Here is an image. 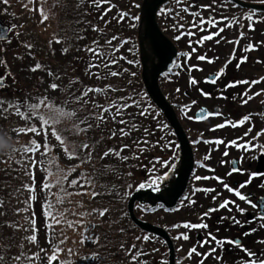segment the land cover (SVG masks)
Masks as SVG:
<instances>
[{
	"label": "rangeland",
	"instance_id": "374dc122",
	"mask_svg": "<svg viewBox=\"0 0 264 264\" xmlns=\"http://www.w3.org/2000/svg\"><path fill=\"white\" fill-rule=\"evenodd\" d=\"M22 1L24 0H8V3L5 4L4 0H0V20L5 23L9 21L12 24L11 39L4 46L8 59L7 72L4 71L3 67L0 70V77H5L7 82L6 87L0 88V99L6 101H11V99L7 98L10 94V89L15 88V86L18 89L27 87L32 82H35L37 75H46L44 71H36V73L30 71V68L37 63L35 54L38 49L34 41H38L39 38L52 40L58 23L57 19L60 18V14H56L54 10L56 0H54V6L48 0H25L27 4L20 7L18 3ZM109 2H114L115 4L112 5L113 7H111L110 11L104 13L100 11L99 16H103V19L101 17L98 18L100 27H112L117 24L123 26L121 28L124 31H126L125 27L131 29L130 25L133 23L131 17L138 12L135 4H138L139 0H110ZM225 4H227L225 0H192L177 4L174 7L165 8L171 9V11L165 12L160 16L162 26L171 37H175L178 33H182V30L187 29L179 41L180 47L185 53V56H182L181 59V67L177 70V74L170 75L163 80L162 86L168 97L177 105L178 112L187 131L191 133L192 138L196 139L197 137H206L207 139L221 137L219 139L227 142L233 137H256L258 132L253 130L257 129V127L250 129L251 125L249 126V122L251 120L255 122L258 128L261 127L260 132L264 130V81L259 84L249 83L245 85L241 83V81L259 80L264 77V16L252 15V19L249 20L245 14ZM209 5L211 7H208ZM186 6H191L189 7V12L182 11V8ZM14 7H17L19 13ZM41 7L48 14V19L43 23L40 22L39 9ZM193 11L198 12L199 16L192 17L190 13ZM122 12H127L129 15L120 20L119 16ZM200 18L205 21L212 18L217 23L215 25L208 23L201 25L199 23ZM233 18L238 20L239 23H233L232 26L226 27ZM178 22L184 25L183 28L179 27V30L173 27ZM193 22L198 27H192ZM219 28H224V31L214 35L212 40L202 39L203 36L209 35L214 31L218 32ZM187 32L192 34L188 35ZM36 35L38 36L36 37ZM34 37L36 38L34 39ZM55 41L56 39H54L53 44L56 45L52 46L55 51V58L61 60L63 52L60 49V43ZM217 41L219 42L217 43ZM26 44H31L32 48L28 49L25 47ZM249 45H252V47L249 48ZM129 49L132 50L133 48L125 45L122 50H116L115 54L122 56V59L120 58L119 60L124 66L135 71V67L132 68L131 66L133 64L127 62L134 58L133 51L129 52ZM199 56H204L205 59H198ZM242 57L247 59L242 62ZM228 61H230L229 64H227ZM237 64H239V67H237ZM52 65L54 64L50 63L51 68ZM221 69H223V72L217 83H209L207 76L218 70L221 71ZM54 70H56V67H54ZM92 71L96 72L98 70L93 68ZM135 77L137 78V76ZM192 79H195L197 83L192 84ZM233 79L238 81L235 88L229 86ZM52 81V77L47 75L43 84L41 82V85L47 88V96L57 94L59 91V89L54 91L49 88ZM91 81L92 84L94 82L97 85L99 84L98 87H101V81L93 76H91ZM238 92H240L239 96H237ZM204 93H208V95H204ZM257 93L259 94L257 95ZM108 94V97L112 98L114 96L113 91H109ZM90 95L101 99L102 93H91ZM20 98H25V96L20 95L13 102ZM192 101H196V103L193 104ZM143 104L146 106V101ZM202 105L209 108L222 107V113H232L231 121L225 120L223 116H210L204 121L197 120L195 111ZM128 109L136 110L135 107ZM149 112L150 115L141 116L142 120L155 122L156 125L159 124L160 116L153 117L154 113L156 114V110H149ZM244 113H252L250 121H247L242 126H240L241 123L235 125L234 120H237ZM111 115V113H106L105 120L109 129L117 132V136L112 139L113 141H122L123 138L119 135V130L116 127L123 126L118 121L121 118L124 119V117L118 116L114 122L111 119ZM189 116L193 117V119H188ZM5 123L7 125L12 123V125L9 126L10 128L8 127L9 134H7V139L3 142L6 145V150L0 151V245H2L0 246V251L13 252V254L7 263L4 264H46V255H50L55 247L61 249L58 253L59 259L67 261V264H100L101 257L96 249L100 241L98 229L100 228L99 224L103 226V229H109L107 215L96 219L95 212H92L95 207L88 203L93 197L88 194L79 196L81 197L79 199L78 196L68 198L64 196L59 186L55 184H53L51 189H44L42 186L46 179H52L47 177V173L44 171L45 168L55 172V165H59V167L67 170L78 164L79 161H69L63 154L59 143L50 135L48 139L51 151L49 153L44 154L42 147L37 153H24L22 150L23 146L30 143L32 139H36L38 143H41V138L31 133H19L18 129L24 126V121L15 115H9L7 119L0 116V136L6 133L4 131ZM131 123L128 122L127 124ZM64 124L61 123L57 126L61 134L66 130ZM219 124H225V126L219 128L217 127ZM232 125L235 126L233 127ZM37 127H39V124H37ZM13 129H16V131H13ZM158 131H155L156 135L151 137L153 140L158 141L163 136L164 140L160 142L161 144H166L173 138L171 133H167V128L164 132H160V135ZM68 132L66 131L65 135ZM258 140L261 141L263 146L264 135H260ZM156 147L158 148V144H156ZM166 150H168V147L162 148L159 145L157 151L160 154ZM217 150L218 146L213 145L212 149H207L204 154L208 157L210 155L215 156ZM197 151L199 157H201L200 160L206 161L203 153L199 149ZM237 151H232V154L237 153ZM7 153H11V156ZM31 159L36 161L43 159L45 163L43 165L37 163L33 167L30 164ZM49 161H53L54 164H50ZM153 163L155 165L153 168L154 172H162L167 167L156 161ZM209 164L212 165L211 163ZM81 171H87L85 166L78 168L77 172L72 173L70 178H76ZM203 171V177H208V179L197 180L193 183V186L212 189L213 187L210 184L212 172L204 169ZM65 187H67L66 183ZM88 191L90 192V189ZM6 192L8 199L6 198L5 200L2 197L6 195ZM211 192H197L193 199L192 197L190 198L195 201V204L189 205L185 201L184 206H181L178 211L168 213L163 210H157L149 214H146L145 211H138L137 213L141 217L158 224L189 220L198 215L205 219L208 215L203 216V213L206 212L208 205H210L206 198L211 195ZM81 204L84 207H81ZM49 205H51L50 209ZM49 210L53 216L60 220L59 224L55 223L47 215ZM82 211L89 212L91 215L82 217L79 215ZM100 219L102 222H99ZM65 221H83V223L74 224V226L70 227ZM92 225H95V227H92ZM177 225H179L178 222ZM183 225L182 227H172L171 230L176 239L179 264H237L232 259L234 256L227 257L221 253L220 249L217 248L218 243L212 240L211 235H202L201 241H198L197 235H191L195 231L194 228H184ZM180 233L188 235L189 239H177ZM194 233H197V231ZM32 235L37 237L36 242H30L29 238ZM82 235L94 236L99 239L96 243L89 240L81 244L79 241ZM149 238L148 241L141 239L142 247L138 246L137 250L132 249L130 253L126 254V264H150L149 261H146V258L154 256L155 249L157 247L161 248L162 242L151 236ZM49 240H51V243H49ZM261 247L264 248V243H262ZM193 248L196 249V252L189 256V252ZM41 249L44 251H41ZM69 249L71 254H69ZM136 251H140L142 254L136 261H132L131 255ZM147 253H149V256L146 255ZM17 255L21 257L19 261L14 259ZM37 255L39 259L36 258ZM235 259L238 258L235 257ZM156 263L166 264V261L164 259H156ZM54 264H57V262H54Z\"/></svg>",
	"mask_w": 264,
	"mask_h": 264
},
{
	"label": "snow or ice",
	"instance_id": "6c2138e0",
	"mask_svg": "<svg viewBox=\"0 0 264 264\" xmlns=\"http://www.w3.org/2000/svg\"><path fill=\"white\" fill-rule=\"evenodd\" d=\"M88 2L94 6L97 10L103 11L101 8V5L106 3L107 0H88ZM264 2V0H262ZM4 3L7 4L8 0H4ZM85 3V0H80L79 5L77 7L83 6ZM176 4H181L182 0H175ZM111 7L109 6V11L111 10ZM135 7L139 8V4H135ZM189 7L191 6H186L182 8L183 12H189ZM208 7H211L209 5ZM171 11V9H165L161 8L160 13L163 14L165 12ZM39 14L41 16V23H43L45 20L48 19V14L45 13L43 7L39 9ZM129 14L127 12H122L119 16L120 20H123L125 17H127ZM190 15L192 17H198L199 13L198 12H191ZM252 13L247 14V18L249 20L252 19ZM101 19H103V16H101ZM131 19L133 20H139L140 17L138 16H132ZM199 23L201 25L208 23V24H213L215 25L217 22L209 18L207 21H205L203 18H200ZM233 23H239L238 20L233 18L232 21H229L228 25L226 27L232 26ZM131 27H136L135 24L130 25ZM192 27H198V25L193 22ZM173 27H176V25H173ZM180 28H183L184 25L181 24L179 25ZM92 31L94 32H100L102 31L100 28H98L96 25H92ZM224 28H219L218 32H212L209 35H205L202 37L203 40H212L214 35H218L219 32H223ZM192 33H188V35H191ZM19 35V33H17ZM241 35H243L241 33ZM77 40H82L84 39L83 36L77 34ZM176 40L180 39V35H177L174 37ZM6 37L0 35V41L5 40ZM117 40V36L113 35L111 36L110 39H105L104 45H107L109 47H104V45H101L98 40H93L91 42V46H84L83 49H78V51H84L86 53L91 54V59L87 65L86 69V75H91L97 80H102V79H107L109 76H117L119 75L118 72L111 71L110 65L116 64L117 61L113 58L112 52L116 51V47L113 45V41ZM56 43H60L61 40L58 38ZM219 41H217L218 43ZM230 42V41H229ZM49 43H52L51 41ZM25 47L28 49L32 48L31 44H26ZM252 45H249V48H251ZM68 48L65 47L62 49L63 53L68 52ZM248 50V49H246ZM131 51V49H129ZM184 55V54H182ZM198 59H205L204 56H199ZM246 57H242L241 60L242 62L246 60ZM129 64L136 63L134 60H128L127 61ZM211 62V61H209ZM6 63V62H4ZM237 67H239V64H237ZM43 65L37 62L32 68H30V71L35 72L36 70L42 69ZM97 69L98 71L93 72L91 69ZM47 75L50 77H54L56 80H59L60 77L56 74H54L51 69H46ZM124 71H127V69H124ZM223 72V69H221V73ZM132 76H135V72L131 73ZM164 75H167L165 73ZM3 77H0V87L4 86L3 83ZM261 81H264V77H261L259 80H251V81H241V83L247 85L249 83L251 84H259ZM212 83H215V79L211 81ZM80 80L79 78H75L74 80H70L68 86H66L63 89H60V85L53 82L49 85V88L51 90H58L60 89L66 94V98L62 100L59 104H57L54 100L50 99L47 95H40L37 97H33L29 95L26 98H20L16 102L13 101H6L3 99H0V116H3L4 119H7L9 115H15L19 117L22 121H24V126H21L18 131L19 133H31L34 136L40 137L41 138V143H38L36 139H32L30 143L27 145L23 146V152L28 153V154H33L37 153L41 147L43 148V153L47 154L51 151V146L49 143V135L55 139L59 143V146L62 148L63 154L68 158L69 161H79L78 164H76L73 167L68 168L67 170L59 167V165H55L56 171L52 172L49 171L47 168L44 169V171L47 173V177L52 178V179H46L45 182L43 183V188L44 189H51L53 187V184L59 186L60 191L64 194L65 197L71 198L73 196H81L88 194L91 197H96L100 195L95 190H91L90 192L88 189H94V175L93 173L96 172V168L93 165L92 167V172L88 171H81L78 173L76 178H70L72 173L77 172L78 168H81L82 166L86 165H92L93 162V152L95 151V148L93 145H90L87 142H80L79 144H70L69 141L66 140L64 136L58 131L57 126L64 121H72L73 122V129L77 133H87L89 130L93 129L94 127H98L99 123H94V122H103L106 119L105 114L106 113H112L111 119L115 122L116 118L118 116H122L123 110L128 109L132 107L133 105L136 106L140 111L138 112L139 116H146L149 114V110L151 109V105H147L146 107H142L143 101L142 100H137L134 99L131 95H128L127 97L121 96L119 98L120 101H123V103L115 102V101H108L106 103V106L104 104H97L95 101H92V108L94 111H89L86 115L81 117V113L85 112L86 107L89 103V100H91V97L89 96L90 93H102L105 96L108 95L109 91H117L116 88H114L112 85L108 84L103 87H88L86 85H82L80 88H76L74 90H69L73 84H79ZM131 83V81H129ZM192 84H196L197 81L195 79L191 80ZM83 89V90H81ZM179 91V89H177ZM259 93H257L258 95ZM204 95H208V93H204ZM144 96H147V93L144 94ZM88 97V99H85ZM251 99V97H249ZM130 101V103H129ZM246 102V101H245ZM193 104L196 103V101H192ZM70 105H79V107H70ZM186 107V106H185ZM216 115H219V113H215ZM209 115H212V113H209ZM198 119H202L203 117H197ZM188 119H193V117L189 116ZM249 117H244L241 121L238 123H243L244 121L248 120ZM78 121V123H77ZM94 121V122H90ZM119 124L121 125H126L128 122L125 121L123 118H121L118 121ZM37 124H39V127H37ZM80 125H84L81 127ZM225 124H219L217 127L222 128L224 127ZM233 127L235 125H232ZM157 127L163 131V129L167 128V124H157ZM137 126L136 124H131V127L128 129V131H125L124 128L119 129V135L124 137L128 136L131 134L133 130H136ZM13 131H16V129H13ZM145 133H148V129H144ZM42 134V135H41ZM260 135H264V130L261 132L257 133L256 137H253V139L258 138ZM117 136L116 131H112L108 137V139H111L113 137ZM7 139V134L5 133L4 135L0 136V143H3ZM164 140V137L161 136L158 141H156V144L160 145L162 148H167L171 147V142L169 141L166 144H161L160 142ZM100 141H96V143H99ZM135 145L139 149L140 152L144 151L143 147H140L142 144L143 145H149V141L147 139H138L134 141ZM217 143H223V141H217ZM231 144L237 146V147H245V145H236L235 141H230ZM132 147V145L129 144H123L120 145L118 148L114 147H107L105 151L102 152L101 155H99L97 158L100 160H103L105 157L109 156H115L119 158L120 160L126 161L129 159L128 156L122 155V152L125 149H128ZM14 151V149H13ZM9 156H11V153H7ZM224 155H227V152L224 153ZM133 158H138L135 153H133ZM175 154L173 153V156L170 157L169 159H174ZM157 163H160L162 166H168L169 160H162L160 157L155 158ZM37 163L43 165L45 161L42 159L40 161H36L34 159L30 160L31 166H35ZM50 164H54L53 161H49ZM223 163V161H222ZM155 165H153V168ZM239 171L236 168L232 169V172H237ZM231 175L232 173H228ZM128 175H131V173H128ZM168 175L167 172L164 173V177H156L154 179H151L149 183H140L139 188L144 189L145 187H150L154 189L155 191H159V184L158 181H160L163 178H166ZM251 177H257L259 176H264V173H258V172H252ZM196 180L200 179H208V177H200V176H195ZM219 179V178H217ZM65 183L67 184V187H65ZM251 181H245L244 183L239 184V189L245 188L248 184H250ZM131 187V185H129ZM223 187L227 189V191L231 192L234 194V196L238 197L239 200L241 201H247L248 203H251L250 199L248 196L244 195L241 193L240 190L234 187H230L227 183L223 184ZM69 189H74V190H69ZM195 191H204V192H209V191H214V189L210 188H205V189H195ZM195 193L193 192V195ZM34 198V197H33ZM189 205L195 204V201L190 199L188 196H185L184 198ZM215 199V197H213ZM62 202V201H61ZM234 201H228L225 200L223 203L219 205V207L223 208L226 207L229 203H233ZM181 206H184V201H180ZM81 207H84L83 204H81ZM139 207V205H137ZM51 208V205H49V209ZM166 211H178L176 208L172 209H165ZM241 212H243V209H239ZM109 211L108 208H103L100 210L93 209L92 212H98V215L100 217H103L107 212ZM215 211V209H208V211L203 213V216H207L209 212ZM47 215H49L55 223L59 224L60 220L57 219L55 216L52 215L51 211H47ZM80 216L86 217L91 215L89 212H80ZM264 219V217H262ZM69 224L70 227L74 226V224H80L83 223V221H75V222H70V221H65ZM234 223H239V221L235 220L233 218ZM180 225L173 224L172 227L176 228L179 227ZM51 227V225H49ZM92 227H95V225H92ZM184 228H207V224L203 223H190V222H185L183 225ZM87 231V229H85ZM121 232L124 231L123 228L120 229ZM245 236L248 235V233H244ZM182 238L183 240H188L189 237L188 235L184 233H180V235L177 237V239ZM98 237L94 236H86L82 235V238L80 239L79 243L83 244L85 241H91L93 243L98 242ZM135 239L137 241H140L141 239L143 241H148L150 238L148 235H144L143 237L141 236H136ZM30 242H36L37 237L35 235H32L29 238ZM212 240L216 241L217 243H220V241L216 240L215 236H212ZM49 243H51V240H49ZM63 243V241H61ZM228 244H235L238 247H240V242L239 241H232L228 240ZM261 243H264V241H261ZM121 248L124 247L123 244L120 245ZM136 245L133 244L130 249H126L127 252H131L132 249H135ZM41 251H44L41 249ZM61 251L59 247H55L52 249L50 255H46V264H54V262H57V264H67V261L60 260L58 253ZM243 251L247 253L248 257H253V259L245 260L244 264H264V257H257V254L247 248H243ZM196 252V249L193 248L189 252V256H191L193 253ZM69 254H71V250L69 249ZM142 253L140 251H136L134 254L131 255L132 261H136L137 258L141 255ZM39 259V256L37 255L36 257ZM15 260L19 261L21 257L17 255L14 257ZM3 260V256H0V261Z\"/></svg>",
	"mask_w": 264,
	"mask_h": 264
},
{
	"label": "water",
	"instance_id": "95a60500",
	"mask_svg": "<svg viewBox=\"0 0 264 264\" xmlns=\"http://www.w3.org/2000/svg\"><path fill=\"white\" fill-rule=\"evenodd\" d=\"M172 0H143L139 12L137 39L139 43L141 78L151 99L162 110L174 127L180 141L181 152L176 163L169 170L166 178L161 180L159 191L150 187L140 189L139 186L131 194L128 202L130 217L141 229L164 237L169 247V264H175V251L167 231L159 226L140 220L134 213L135 202L149 204L150 207L162 203L171 208L176 205L184 193L193 166V156L187 137L178 121L174 107L167 101L160 84V75L174 68L178 51L175 45L165 36L157 22L160 7ZM236 4L264 12V3L232 0ZM9 28L0 23V35L8 37Z\"/></svg>",
	"mask_w": 264,
	"mask_h": 264
},
{
	"label": "flooded vegetation",
	"instance_id": "af4514ba",
	"mask_svg": "<svg viewBox=\"0 0 264 264\" xmlns=\"http://www.w3.org/2000/svg\"><path fill=\"white\" fill-rule=\"evenodd\" d=\"M251 139H253V136L241 139L239 145H245V147H238L239 152L235 156L232 155V150L237 146L231 144L230 141H223L225 146L218 143L215 156L210 155L209 157L204 153L207 149L211 150L217 142L215 140L194 141V147L198 148L203 156L209 159L208 162L212 163L213 171L220 176V181L216 179L221 185L216 184L218 189H215V194L210 196L211 205L209 209H215V211L209 212L210 219L207 224V233L208 235L217 236L224 253L228 255L233 253L240 255L244 252L243 248L251 250L250 245L254 242V238L264 235V219H262L264 217V176L258 175L253 178L250 175L252 172L264 173V158L263 160L260 159L264 154V148L257 152V140ZM225 152H227L226 156L224 155ZM235 157L238 158V161H234ZM198 165H200V162H198ZM233 168L239 171L232 172ZM228 173L232 174L229 175ZM248 180L251 183L245 188L239 189V184ZM224 183L240 190L242 194L249 197L251 203L239 200L238 197L223 187ZM225 200L234 202L229 203L226 207H219ZM241 208L243 212L239 210ZM233 218L239 223H234ZM244 233H248V235L245 236ZM228 240L239 241L240 247L235 244H228Z\"/></svg>",
	"mask_w": 264,
	"mask_h": 264
},
{
	"label": "trees",
	"instance_id": "16d2710c",
	"mask_svg": "<svg viewBox=\"0 0 264 264\" xmlns=\"http://www.w3.org/2000/svg\"><path fill=\"white\" fill-rule=\"evenodd\" d=\"M79 3H80V0H75V2H74V0H70L69 5L66 4V7H67L66 10L63 13L61 11L58 12V14H60V18H59L60 23H61L60 29H62L64 31V36L68 40L65 47H67L69 49L68 52L66 53V57H65L64 61L60 64V68L62 70L58 74H59L60 80L63 84L67 83L68 76L71 77L70 80H74L75 78L78 77L80 80V83L76 84L75 88H78V87L80 88L81 82L84 81L85 65H83V61L80 60V57L83 54H86V55L89 54V53H86L84 51H78V49H83V47L86 45L91 46V42L93 40H96V37L94 39V37L92 36L93 31L90 30L89 26H84L85 29L82 30L83 26H80V24H79V20L81 17L83 18V15H85V22L86 23H94V19L91 15V11L95 7L92 6L88 2V0H85L84 7H85L86 12L84 10V11H82V14H81V11H79V7H77V5ZM76 7H77V10H76ZM78 14H79V16H78ZM117 29L118 28L115 27V28H112L110 30H106L105 33L103 34V36L101 37V39H103V43L101 45H104L105 39H109L111 36L116 34V31H120ZM77 34H79L83 37L85 36L84 39L77 40V38H76ZM83 34H85V35H83ZM104 47L107 48L106 45H104ZM47 55H49V54H47ZM86 79L87 78H85V80ZM110 85H112L114 88H116L119 91L118 99L121 96L127 97L128 95H133L134 90H137L138 87H140L139 84L128 86V81L126 79H122V78L119 79L118 81L114 82V83L112 82ZM133 96H135V95H133ZM91 106H92V104L88 103L86 110H85V115L90 111V109L88 107H91ZM94 129L96 130V132L87 133L88 134L87 138L90 140V142H96V141H100L99 143L104 142V138H103L104 136L100 131L101 129L99 130L98 127H94ZM96 145L98 146V143ZM97 146H96L95 151H94L95 155L93 156L92 165H90V167H89L90 173L92 172L93 165L96 168V172L93 173L94 183L98 184V180L101 177V180L105 179V181H115L118 185H120V181H118L116 178H114V177L110 178L104 174L111 167L109 165L103 164L102 160L97 158L99 155H101V153L105 149V147L99 148L100 146L99 147H97ZM133 162L134 163H130L129 165L123 166V169L126 171L127 174L128 173L134 174L132 177L136 178L134 170L136 171L137 170L136 168L137 167L140 168L142 164L138 159H136ZM100 173L102 174L101 176H100ZM129 180H130V178L128 177L127 179H125L123 181L122 184H123L124 188L127 186ZM115 182H110V183L105 182V187L113 186L115 184ZM112 203L114 205H118L111 198L104 200L105 205H112ZM121 204L119 205V207H121ZM113 232L115 234H117L118 229L115 228L113 230ZM113 234L112 235H104L102 243H103V247L105 250L113 248L112 253H113L114 259L119 257V254L116 253L117 252V248H116L117 247V243H116L117 241L125 244L126 243L125 241H130L129 237H131V240L133 241V243L136 244L137 242H135V241H137V240L135 239V237L139 236V235H113ZM130 245L131 244H129L128 247H130ZM0 246H2V245H0ZM107 254H110V253H107ZM107 254L102 253L101 264H114V260L110 261L108 259V258H111L112 256H108ZM0 255L3 256V260H5L7 262L11 256V252H5V251L1 252L0 251Z\"/></svg>",
	"mask_w": 264,
	"mask_h": 264
},
{
	"label": "clouds",
	"instance_id": "9594fccd",
	"mask_svg": "<svg viewBox=\"0 0 264 264\" xmlns=\"http://www.w3.org/2000/svg\"><path fill=\"white\" fill-rule=\"evenodd\" d=\"M6 150V145L3 143H0V151H5Z\"/></svg>",
	"mask_w": 264,
	"mask_h": 264
}]
</instances>
